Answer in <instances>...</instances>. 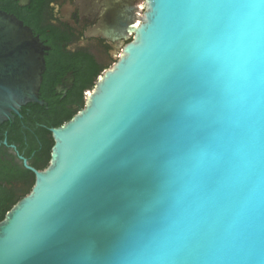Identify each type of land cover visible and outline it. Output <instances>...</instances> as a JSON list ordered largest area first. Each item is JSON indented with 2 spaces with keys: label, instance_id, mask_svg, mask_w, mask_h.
<instances>
[{
  "label": "water",
  "instance_id": "obj_1",
  "mask_svg": "<svg viewBox=\"0 0 264 264\" xmlns=\"http://www.w3.org/2000/svg\"><path fill=\"white\" fill-rule=\"evenodd\" d=\"M142 6L51 129L48 167L0 223V264H264V0ZM46 55L0 10V125L43 105Z\"/></svg>",
  "mask_w": 264,
  "mask_h": 264
},
{
  "label": "flooded vegetation",
  "instance_id": "obj_2",
  "mask_svg": "<svg viewBox=\"0 0 264 264\" xmlns=\"http://www.w3.org/2000/svg\"><path fill=\"white\" fill-rule=\"evenodd\" d=\"M21 2L0 0V10L23 21L47 48L45 74L50 64L57 65L53 100L69 113L80 109L69 102L79 81L91 78L97 83L118 60L123 45L133 40L132 25L146 12L144 0H29L27 6ZM97 2L100 15L89 11ZM40 99L46 106L45 116L53 107L41 94ZM30 105L0 125V223L32 191L34 171L44 170L50 163L51 153L48 155L43 138L49 140L44 131L53 128H48Z\"/></svg>",
  "mask_w": 264,
  "mask_h": 264
},
{
  "label": "trees",
  "instance_id": "obj_3",
  "mask_svg": "<svg viewBox=\"0 0 264 264\" xmlns=\"http://www.w3.org/2000/svg\"><path fill=\"white\" fill-rule=\"evenodd\" d=\"M38 4L34 3V8L36 9ZM5 10L10 11L8 7H3ZM57 65H49V69L47 73L44 76L43 84L41 87V95L42 97L49 103V107H53V110L46 114L45 116L44 113L46 112V106L44 105H39V104H32L31 108L33 109L34 114L41 115L42 122L47 124L48 128H57L68 121H70L76 113L78 112H67L66 107L64 106H57L59 105V102L56 100H53V93H54V87L56 83L53 81L54 78V71L55 67ZM95 85V80L89 78L85 80L79 81L77 85V91L76 93L72 94V98L69 102L75 103L79 105V111L84 108V101H85V93L86 91L92 89ZM47 130V131H46ZM44 132L48 134V137L50 138L49 140L46 138H43V140L47 141V150H48V155L51 153L52 146L54 144L52 135H51V130L46 129Z\"/></svg>",
  "mask_w": 264,
  "mask_h": 264
},
{
  "label": "bare ground",
  "instance_id": "obj_4",
  "mask_svg": "<svg viewBox=\"0 0 264 264\" xmlns=\"http://www.w3.org/2000/svg\"><path fill=\"white\" fill-rule=\"evenodd\" d=\"M144 8V7H143ZM97 10H99V9H97Z\"/></svg>",
  "mask_w": 264,
  "mask_h": 264
}]
</instances>
